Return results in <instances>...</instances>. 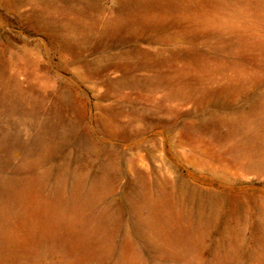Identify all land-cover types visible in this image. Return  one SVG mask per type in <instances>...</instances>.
<instances>
[{
  "label": "rangeland",
  "instance_id": "1",
  "mask_svg": "<svg viewBox=\"0 0 264 264\" xmlns=\"http://www.w3.org/2000/svg\"><path fill=\"white\" fill-rule=\"evenodd\" d=\"M0 264H264V0H0Z\"/></svg>",
  "mask_w": 264,
  "mask_h": 264
}]
</instances>
